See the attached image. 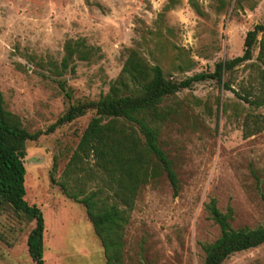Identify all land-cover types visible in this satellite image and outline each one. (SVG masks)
Segmentation results:
<instances>
[{
    "label": "rangeland",
    "instance_id": "374dc122",
    "mask_svg": "<svg viewBox=\"0 0 264 264\" xmlns=\"http://www.w3.org/2000/svg\"><path fill=\"white\" fill-rule=\"evenodd\" d=\"M264 0H0V91L4 107L29 132L45 131L77 102L108 91L128 48L165 76L182 80L211 73L243 53L247 31L262 22ZM261 36H258L260 39ZM94 47L74 72H60L66 40ZM258 42L251 60L166 100L174 109L159 144L178 178L141 186L129 211L122 264H203L202 245L219 236L205 204L230 206L234 229L264 226V129L243 136V124L264 116L242 97L257 87ZM94 115H83L26 142L25 200L44 216V264H106L85 207L71 198L102 185L92 161L63 171ZM65 185L63 190L61 184ZM34 222L0 203V264H33L26 239ZM222 264H264V243L233 253Z\"/></svg>",
    "mask_w": 264,
    "mask_h": 264
},
{
    "label": "trees",
    "instance_id": "16d2710c",
    "mask_svg": "<svg viewBox=\"0 0 264 264\" xmlns=\"http://www.w3.org/2000/svg\"><path fill=\"white\" fill-rule=\"evenodd\" d=\"M261 36L258 39V36ZM258 42L257 87L253 95L242 97L255 109H264V17L247 31L243 53L215 65L211 73H196L182 80L167 78L158 64H150L134 48L127 55L108 91L95 101L70 105L45 131L29 132L19 117L4 107L0 91V203L34 222L26 239L27 252L33 264H44V216L36 204L25 200L26 142L58 126L73 121L87 110L94 115L81 133L63 175L68 177L86 170L92 161L102 185L82 198H71L85 207L86 215L103 248L106 264H122L123 237L129 211L141 188L149 180L165 175L178 193V178L172 163L159 144L160 127L171 118L174 109L166 100L194 83L213 79L222 82L225 71L251 60L252 48ZM60 61V72H74L76 61H88L94 47L82 39L66 40ZM253 125L243 124V136L249 137L264 129V116L253 115ZM63 190L65 185L61 184ZM264 201V195H262ZM209 217L219 227V236L202 245L203 264H222L236 252L264 243V226L234 229L230 225L232 209L222 213L211 198L205 204Z\"/></svg>",
    "mask_w": 264,
    "mask_h": 264
}]
</instances>
